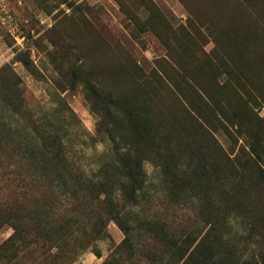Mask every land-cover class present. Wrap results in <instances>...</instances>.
I'll use <instances>...</instances> for the list:
<instances>
[{
  "label": "rangeland",
  "instance_id": "374dc122",
  "mask_svg": "<svg viewBox=\"0 0 264 264\" xmlns=\"http://www.w3.org/2000/svg\"><path fill=\"white\" fill-rule=\"evenodd\" d=\"M217 34L250 67L209 88L220 106L195 81L230 78L211 54ZM159 67V149L137 203L117 188L112 201L99 174L114 159L109 123L85 96L98 110L103 90L141 98ZM262 89L264 0H0V264H264ZM245 113L263 118L257 155ZM124 126L146 149L141 124Z\"/></svg>",
  "mask_w": 264,
  "mask_h": 264
},
{
  "label": "trees",
  "instance_id": "16d2710c",
  "mask_svg": "<svg viewBox=\"0 0 264 264\" xmlns=\"http://www.w3.org/2000/svg\"><path fill=\"white\" fill-rule=\"evenodd\" d=\"M218 34L215 38V48L212 49L211 54L214 56V62L218 63V67H222L223 69L225 68L230 72V78L225 80L223 84L219 83V79H217L216 77L211 78L209 84L203 79L202 81H200L197 77V79L195 78V81L200 88L201 94L204 97L210 98L214 105L217 104V106H220L221 103L215 100V98L219 99L220 96V94L216 91L224 87H234L239 79L240 74L242 72H245L247 74V70H249L250 67H245L247 70L244 69L242 67L241 60L235 59V57L232 55H227L228 50H231L232 48L227 44V42L225 41L226 39L222 38ZM21 61L27 68L31 67L29 65L28 59L22 58ZM162 63L165 65L166 70L171 69L170 71H173V68L170 67V65L164 60L158 62V66H161ZM260 65L261 64H259V66ZM160 70L162 71V76H158L157 74L151 78L145 76L141 80V82L136 85L138 89L141 90V98L134 96L136 94V91H134L133 86H127L123 88L121 93H117L111 90H103L107 94L109 100L107 103L102 104L100 110H98L95 105L92 106L90 104L89 98L85 96V100L89 103L88 107L90 111L97 115V117L100 116V119L102 118L104 121L106 120L109 123L108 127L105 129V133L111 143V151L113 153L114 159L110 160V156H108V159L99 168V174L101 173V178L104 179L105 183L103 184L102 180L101 186L104 187L103 189L105 190V193L108 194V192H110L107 196L112 201L113 193H111L110 189L117 188L119 194L122 195V197L131 199L132 201H134V203H137L136 196L143 191L144 187L145 172L143 169V164L148 160L149 155L147 154H151L152 152H154V150L159 149V141L157 139L158 135L156 133V131L158 130L156 126L157 118L154 115L153 107L154 101L160 93L159 87L162 85V83H164L163 79H165V75L167 76L166 70L161 68ZM74 75L78 77V74L74 73ZM197 80L199 82H202L200 83L201 85L197 83ZM95 84L97 85V88L104 89V86L101 85V83L98 82ZM95 84L93 86L96 88ZM210 87L214 88V90L216 91H211L209 89ZM91 88L93 87L91 86ZM262 90L264 92V89ZM138 98L140 99L138 100ZM245 115L246 119L253 124V133L256 135L258 133L259 127H261L263 118H260L257 115H255V117L253 118L250 115H247V113H245ZM245 115L243 117H245ZM238 117V115L231 113L230 120H238ZM125 120H128L132 124H141L144 132V144L147 146L146 149H142L137 145L136 141L132 139V135L128 133V129H126V127L124 126ZM237 129L241 132L242 136L245 137L246 141L247 138H252L251 134L248 133L247 124H245L242 120L238 121ZM35 130L37 131V129ZM258 137L260 136H258L257 134L256 137L253 138V145L250 146L252 153L255 155H257V145L260 146L261 144V141L258 140ZM44 149H46L47 152L51 153L49 147H47V145L45 144ZM58 152L60 151H56L55 154L57 155ZM92 184L93 182L90 181L89 185ZM211 231L212 230H209V232L206 234V237L209 234H212L213 236L217 234L216 231ZM100 234L101 229L92 230L93 236L97 237ZM219 238L221 237L219 236ZM125 240L126 239H124V241ZM262 263L258 260L255 261L253 259V256H251L250 258H243V256H239L234 259H228L227 262V264Z\"/></svg>",
  "mask_w": 264,
  "mask_h": 264
}]
</instances>
